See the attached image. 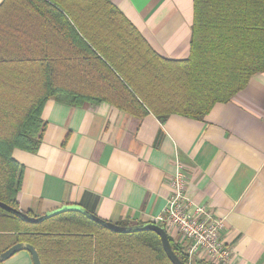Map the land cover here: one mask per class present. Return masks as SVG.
<instances>
[{
  "label": "trees",
  "instance_id": "obj_1",
  "mask_svg": "<svg viewBox=\"0 0 264 264\" xmlns=\"http://www.w3.org/2000/svg\"><path fill=\"white\" fill-rule=\"evenodd\" d=\"M192 9L188 55L168 60L110 0L1 2V203L18 209L23 170L12 151L36 153L49 99L106 102L161 123L173 114L202 120L264 73V0H192ZM21 242L41 264H173L150 230L114 232L75 211L29 223L0 208V253Z\"/></svg>",
  "mask_w": 264,
  "mask_h": 264
},
{
  "label": "crops",
  "instance_id": "obj_2",
  "mask_svg": "<svg viewBox=\"0 0 264 264\" xmlns=\"http://www.w3.org/2000/svg\"><path fill=\"white\" fill-rule=\"evenodd\" d=\"M3 0H0V4ZM162 58L188 55L192 0H110ZM36 153L15 148L22 166L18 209L40 217L78 206L96 217L153 224L177 170L186 197L222 219L231 264H264V73L202 120L137 118L101 102L72 107L49 99ZM0 264H33L19 251Z\"/></svg>",
  "mask_w": 264,
  "mask_h": 264
},
{
  "label": "built area",
  "instance_id": "obj_3",
  "mask_svg": "<svg viewBox=\"0 0 264 264\" xmlns=\"http://www.w3.org/2000/svg\"><path fill=\"white\" fill-rule=\"evenodd\" d=\"M187 181L177 170L169 182L170 195L153 224L172 239L186 264H231L232 249L220 239L222 219L186 197Z\"/></svg>",
  "mask_w": 264,
  "mask_h": 264
},
{
  "label": "water",
  "instance_id": "obj_4",
  "mask_svg": "<svg viewBox=\"0 0 264 264\" xmlns=\"http://www.w3.org/2000/svg\"><path fill=\"white\" fill-rule=\"evenodd\" d=\"M0 208L6 210L8 212L13 213L17 217H19L22 220L29 222V223H37V222H40V221H42L48 217L54 216V215L62 213V212L75 211V212H79V213L85 215L88 219H90V220H92V221H94V222L106 227L107 229L114 231V232L131 233V232H136V231L150 230V231L155 232L160 237L162 244H163V249H164L167 257L169 258V260L173 264H186V263L181 262L173 254L164 229L162 227H159L158 225H155V224L150 223V224H143V225H133L130 227H119V226L115 225L114 223H111V222H108V221H105V220H102V219L96 217L95 215L89 213L85 209L78 207V206H62V207H60L54 211L45 213L44 215H42L40 217H30L26 213L20 211L19 209L13 210L1 202H0ZM19 251L28 252L31 256L33 264H41L36 249L32 245L25 243V242L14 244L11 247L4 250L3 252H1L0 253V263H2L3 261H5L6 259H8L9 257H11L12 255L16 254ZM201 264H204V263H201Z\"/></svg>",
  "mask_w": 264,
  "mask_h": 264
}]
</instances>
